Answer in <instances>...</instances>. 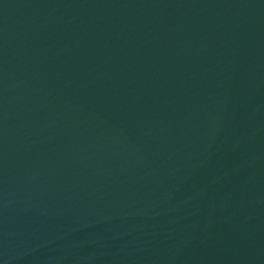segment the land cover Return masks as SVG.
Segmentation results:
<instances>
[{
	"label": "water",
	"instance_id": "95a60500",
	"mask_svg": "<svg viewBox=\"0 0 264 264\" xmlns=\"http://www.w3.org/2000/svg\"><path fill=\"white\" fill-rule=\"evenodd\" d=\"M0 264H264V0H0Z\"/></svg>",
	"mask_w": 264,
	"mask_h": 264
}]
</instances>
